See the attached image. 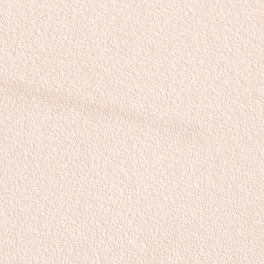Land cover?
I'll return each mask as SVG.
<instances>
[{"label": "snow or ice", "instance_id": "6c2138e0", "mask_svg": "<svg viewBox=\"0 0 264 264\" xmlns=\"http://www.w3.org/2000/svg\"><path fill=\"white\" fill-rule=\"evenodd\" d=\"M0 264H264V0H0Z\"/></svg>", "mask_w": 264, "mask_h": 264}]
</instances>
